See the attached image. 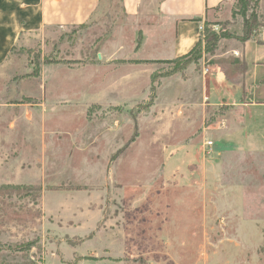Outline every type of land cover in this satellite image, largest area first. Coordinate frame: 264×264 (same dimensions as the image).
<instances>
[{
  "label": "rangeland",
  "instance_id": "rangeland-1",
  "mask_svg": "<svg viewBox=\"0 0 264 264\" xmlns=\"http://www.w3.org/2000/svg\"><path fill=\"white\" fill-rule=\"evenodd\" d=\"M251 6L206 27L240 36L252 11L258 30ZM113 13L0 70V263L264 264V152L226 144L244 112L202 94L218 43L171 72L133 60L136 26Z\"/></svg>",
  "mask_w": 264,
  "mask_h": 264
},
{
  "label": "crops",
  "instance_id": "crops-1",
  "mask_svg": "<svg viewBox=\"0 0 264 264\" xmlns=\"http://www.w3.org/2000/svg\"><path fill=\"white\" fill-rule=\"evenodd\" d=\"M234 1L0 0V70L11 64L15 50L31 45L35 38L44 40L50 29L64 30L101 18L113 24L110 20L115 16V5L121 16L136 26L134 38L138 44L133 60H170L195 45L209 12ZM229 57L244 62L245 71L227 76L226 72L232 71L228 63L224 66L220 62ZM213 58L220 61L211 65L202 94L210 104L223 102L244 112L241 124L224 134L225 143L239 152H264V26L245 41L221 38Z\"/></svg>",
  "mask_w": 264,
  "mask_h": 264
},
{
  "label": "trees",
  "instance_id": "trees-1",
  "mask_svg": "<svg viewBox=\"0 0 264 264\" xmlns=\"http://www.w3.org/2000/svg\"><path fill=\"white\" fill-rule=\"evenodd\" d=\"M258 0H235V4L239 6V12L245 17L247 16V11L254 6H251V4H256ZM256 15L252 13V11L249 12L248 17L246 20H244L243 23V32L240 36H234L231 33H229L227 30L223 29L220 31H212L211 29L207 28V22L204 21L203 23V31L200 34V37L198 41L195 43V45L186 53L175 57L170 60H155V61H144L146 63H171L173 64V69L171 72L178 71L180 69L185 68L190 63H196L201 58L203 54L206 55H214L215 50L217 48V43L221 38H236L240 41H245L249 39L256 31ZM204 35V37H202ZM202 45V46H201ZM232 68V69H231ZM229 69H231V72H226L227 76L231 77L234 74L238 72H244L245 71V64L244 62H239L238 59L231 58L229 60ZM234 71V72H233ZM9 190L5 187L0 186V194H6L10 193ZM17 191L16 189L13 190V192Z\"/></svg>",
  "mask_w": 264,
  "mask_h": 264
},
{
  "label": "built area",
  "instance_id": "built-area-1",
  "mask_svg": "<svg viewBox=\"0 0 264 264\" xmlns=\"http://www.w3.org/2000/svg\"><path fill=\"white\" fill-rule=\"evenodd\" d=\"M202 29H203V27H201V31H202ZM206 145H207V148H210V146L212 145V142H208Z\"/></svg>",
  "mask_w": 264,
  "mask_h": 264
}]
</instances>
